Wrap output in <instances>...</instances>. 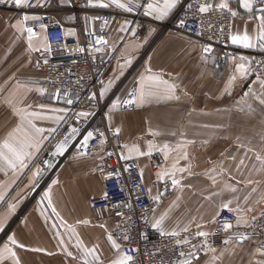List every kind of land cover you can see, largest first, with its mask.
<instances>
[{"label": "crops", "instance_id": "obj_1", "mask_svg": "<svg viewBox=\"0 0 264 264\" xmlns=\"http://www.w3.org/2000/svg\"><path fill=\"white\" fill-rule=\"evenodd\" d=\"M45 1L38 0L37 7L44 5ZM179 1L163 20L157 18L158 12L149 10L147 6L152 3L163 9L165 0H149L143 9L146 19L142 26H133L132 16L110 26L109 43L100 55V62L107 67L101 93L104 99L114 94L106 113L107 123L110 128L119 130L117 132L125 141L126 156L138 160L150 194L161 200L151 215V224L163 217L160 229L164 232L209 233L224 204L241 210L234 212L242 223L249 222L264 209V159H257L258 155L264 158V148H253V114L261 113L264 122V104L261 103L264 84L253 71L246 77L240 76L239 64L251 61L249 66L253 69L251 55L240 54L222 63L218 52L206 53L199 40L172 28L165 29L163 22L174 16ZM108 2L103 0V3ZM122 2L134 5L133 11L114 5L100 7L98 0H80L82 6L93 11L118 9L136 14L140 10V0ZM216 2L218 6L227 2L229 8L237 13L232 21L231 36L243 35L247 31L256 44L260 42L257 36L261 31L259 16L262 13L256 1L253 14H249L240 0ZM60 4L66 5V1L61 0ZM149 11L153 14L148 15ZM30 16L40 17L37 14ZM98 17L97 12H81L84 31H94ZM65 19L76 22L73 14H67ZM25 29L26 25L18 14L0 10V144L21 125L17 109L41 112L46 117L62 115L64 119L29 117L37 127L55 128L56 131L43 134L38 152L29 149L33 155L27 168L12 170L0 163V192L5 193L4 200L0 201V220L7 218L4 230L0 231V248L8 244L16 252L19 264L101 261L113 264L124 252L113 235L110 210L94 209L90 205L93 198L104 194L103 176L96 169L102 159L100 150L83 156L70 149L58 159L49 176L42 178L39 192L33 194L45 166L38 160L73 108L43 97L45 92L37 91L44 88L40 84L22 82V79L37 80L44 76L37 62L48 45L42 32L32 39L30 49ZM80 34V28L67 29L70 39L80 38ZM241 57L247 59L242 60ZM128 60L130 64L126 63ZM149 76L159 77V80H149ZM232 76H236V80L229 85ZM141 77H144L143 81ZM162 81H167V84ZM17 82L27 85L30 90L18 88ZM134 84L137 86L138 107L132 111H120L118 105L113 107ZM170 85H175L174 91ZM141 90L145 94L143 101L138 98ZM40 105L44 107L40 108ZM52 109L66 111L52 112ZM81 112L88 113L86 110ZM241 121L245 124L244 134L239 132V126L243 127ZM23 127L35 135L27 121ZM17 136L23 138L24 133L19 132ZM239 136L245 137V148H238ZM189 141L191 143H187ZM141 152L150 154L140 155ZM185 152L187 159L183 158ZM154 155L160 157L157 168L152 166ZM174 166L186 171L175 172L180 184L163 190L162 183L169 181L172 184L170 174L175 170ZM37 168L41 170L40 176L34 178ZM165 172L169 175H161ZM53 180H58V183L53 185ZM49 186L52 203L49 204L46 198L41 203ZM12 204L16 205L14 212L10 209ZM109 234L119 248L108 239ZM12 235L17 241L15 245L8 240ZM78 241L82 242V247H78ZM20 244L25 247L20 248ZM93 247L96 256L86 255L84 248ZM68 252L72 256H68ZM226 254L229 259L223 257ZM187 261L190 264H264V252L259 251L253 242L239 241L223 250ZM0 264H15V259L9 256Z\"/></svg>", "mask_w": 264, "mask_h": 264}, {"label": "built area", "instance_id": "obj_2", "mask_svg": "<svg viewBox=\"0 0 264 264\" xmlns=\"http://www.w3.org/2000/svg\"><path fill=\"white\" fill-rule=\"evenodd\" d=\"M60 1L46 0L44 5L37 7L38 0H30L29 4L18 7L14 0H4L0 3V10L12 11L20 16L26 25L27 38L29 27L36 33L33 38L39 37L42 32L45 33L51 51L41 54L37 62L44 76L37 80L22 79V82L40 84L46 89L43 97L73 108L45 150V156L49 158L56 144L64 141L65 137H71L73 128L78 129L77 140L69 144L62 155H66L70 149L83 156L101 151L102 159L96 169L103 176L104 194L93 198L90 205L94 209L110 210L114 223L113 235L120 243L124 254L133 257L129 264H182L187 259L203 256L210 250L225 248L239 241L253 242L259 251L264 252V209L255 219L247 223L240 221L238 225V215L223 208L218 212L212 231L207 237L198 236L193 232H182L178 236H173L170 234L172 232H164L153 227L150 218L161 200L150 194L138 160L126 156L123 137L107 123L106 113L114 94L107 99L101 95L107 67L100 62V55L109 43L110 26L120 24L127 16L134 17L133 26L138 24L142 26L146 19L143 9L149 0H140V10L136 14L118 9L93 11L82 6L80 0H65L66 5H61ZM255 1L260 7H264L259 0ZM205 5L211 7L208 11L201 12L200 8ZM83 11L99 13L94 31H84L80 18ZM232 13V10L230 12L228 9H221L216 0H180L174 16L168 22H163V25L165 29L172 28L199 40L204 49H210L206 53L218 52L219 61L222 63L240 54L251 55L253 74L264 81V48L259 46L260 42L252 49L241 48L231 43V26L235 17ZM31 14L40 17L34 22L23 20L25 15ZM67 14L76 16V22L67 21L65 19ZM181 20L184 22L183 26L180 24ZM42 24L47 27L42 28ZM69 27L80 28V38H68ZM81 48L84 51H79ZM134 94L137 97L136 84L132 85L120 100L118 104L120 111H132L138 107L137 99L131 104L123 103L132 99ZM68 100L72 103L69 104ZM82 110L88 111L91 115L78 119V114ZM89 131L93 132V136L85 144L84 137ZM51 147L54 149L49 153L48 149ZM159 163V155H154L152 166L157 168ZM161 188L168 190L172 188V184L169 181L164 182ZM225 222L231 223L233 227L225 230ZM240 236L246 238L240 240ZM177 240L188 242L178 244ZM85 264L106 263L101 261Z\"/></svg>", "mask_w": 264, "mask_h": 264}, {"label": "snow or ice", "instance_id": "obj_3", "mask_svg": "<svg viewBox=\"0 0 264 264\" xmlns=\"http://www.w3.org/2000/svg\"><path fill=\"white\" fill-rule=\"evenodd\" d=\"M4 0H0V3H3ZM91 2V0H90ZM14 3L16 6H22V5H26L29 4V0H14ZM99 6L100 7H109L111 5L116 6L117 8H122L128 12L133 11V7L134 5L130 4V3H126V2H122V0H109L108 3H103V0H98ZM240 3L242 4V6L248 10L249 14H253L254 13V3L255 0H240ZM259 3L261 5H264V0H259ZM177 4V0H165V6L163 9L158 8L155 4L149 3L148 4V9L149 10H154L156 12H158V16L157 18L160 20H163L170 12V10L172 8H174ZM211 6L210 5H205L203 7L200 8L201 12H206L209 10ZM219 7L221 9H228L231 12V9L229 8V4L227 2H223L221 4H219ZM259 11L262 13V15L259 16V21H260V29L261 31L259 32L257 39L260 41V47L264 48V7H260ZM148 15H152V11H149L147 13ZM232 15H237V13L233 12ZM252 18H255L254 16H252ZM39 19V17H35V16H28L25 15L23 17L24 21H28V20H36ZM181 26H183L184 22L181 20L180 21ZM19 27V25H18ZM42 28H46V25H41ZM27 33H28V46L31 49L32 48V39L33 37L36 35L35 31L33 28L29 27L27 28ZM101 40H103V38L101 37ZM104 43H107V41H104ZM231 43L232 44H236V45H242L245 48H255L257 47V44L253 41V38L247 33V31L244 32L243 35L240 34H233L231 36ZM37 51H39V49H36ZM46 51H51V47L50 45H46L45 47ZM99 51V49H97ZM79 51H84L83 48L79 49ZM113 51H116L115 48H113ZM205 52L210 51V49L205 48L204 49ZM242 60H246L247 58L241 57ZM47 62V61H45ZM126 63L130 64L131 61L128 60L126 61ZM250 63H252L251 61H249L248 63H241L238 65V71L240 73V76L246 77L248 74H250L252 71H254L249 65ZM148 71H151L150 69ZM149 80H159V77L156 76H149L148 77ZM141 80H144V77H141ZM236 80V76H232L229 80V85H231V83L233 81ZM163 83L167 84V81H162ZM109 83L111 84V81H109ZM262 84H264V81L261 82ZM17 86L18 88H25L26 90H30L27 88V85H21L19 84V82H17ZM171 90L174 91L175 89V85H170L169 86ZM37 91L39 92H45L46 89L44 88H39L37 89ZM105 91H107V89H105ZM101 95H103V93H101ZM144 92L143 90H141L140 94H139V99L141 101H143L144 99ZM93 96H95V94H93ZM177 99L179 97H176ZM137 99L136 95H133L132 99L129 100H125L123 101V103L125 104H131L133 102V100ZM69 104L72 103L71 100L67 101ZM9 103H11V101H9ZM120 103L119 99H117L116 104H113V107H116L118 104ZM261 103L264 104V100H261ZM30 107V106H29ZM40 108H43L44 105H40ZM17 114L20 115L21 118V125L18 126L12 133L9 134V138L6 139L5 141H3L2 144H0V163H2L4 166H6L7 168H10L12 170H17V169H23V168H27L28 167V160L32 157L33 153L31 151H29V149H35L37 152L40 150L41 148V139H43V134L47 131V132H55L56 129L52 128V129H44L41 127H37L35 123H33L32 119H29V117L31 118H47V119H55L56 121H60L64 119V116H55V117H46L44 116V114H42L41 112H36V111H27L26 109H17ZM52 112H64L66 110L64 109H52ZM89 115H91V113H87V112H80L78 114V117H88ZM27 121V124L30 126V128L33 130V132L35 133V135L29 133L27 131V129H25L23 127L24 122ZM78 131V129L73 128L72 132L73 134H75ZM119 131V130H117ZM19 132H23L24 133V137L20 138L19 136H17V133ZM93 136V132L89 131L87 133V135L84 137V143L87 144L88 140H90ZM67 140L68 137H65L64 142H61L57 145L56 147V153L55 154H60L62 155L67 149H66V144H67ZM187 143H191V141L187 142ZM151 147V145H150ZM167 147V146H165ZM181 147H186V145H181ZM145 154H150L149 153H143L141 152L140 155H145ZM127 158V157H125ZM183 158L187 159V152H185L183 154ZM257 159H264L261 158L259 155L257 156ZM242 163V162H241ZM52 165L49 164V167H51ZM174 171L170 174L172 176V185L176 186L178 184H180V180L175 178V172H184L186 171V169L184 168H175L174 166ZM40 172L41 170L39 168H37V170L33 173L34 178L39 177L40 176ZM161 175H169V173L165 172ZM34 183H36L35 179H34ZM58 183V180H53L52 184H56ZM249 183H251V181H249ZM4 196L5 193L0 192V201L4 200ZM48 200V203L51 204V186H49L48 190L44 192L43 197L41 198V203L44 202V199ZM158 199V197H157ZM230 203V202H229ZM223 208L228 209L229 211H241L240 209H231L229 208V204H224L222 206ZM10 209L11 211H15L16 209V205L12 204L10 205ZM52 210L55 212L56 209L55 207L52 208ZM57 215H59L57 213ZM6 219H2L0 220V231H3L5 228V224H6ZM253 219H255L253 217ZM163 220V217L161 218V220L156 221L155 224H153V227L155 228H161V222ZM237 224H240V218L237 219ZM71 227V226H69ZM199 227V226H198ZM233 227V225L231 223L225 222L224 224V228L225 230L231 229ZM74 231V229H73ZM184 231H187V229H184ZM173 236H178L179 233L177 232H172L170 233ZM196 235L198 236H203V237H207L209 235V233L207 232H197ZM246 237L244 236H240V240H244ZM109 240H112V236L111 234H109L108 236ZM8 240L11 242V244L15 245L17 243L15 236H9ZM188 241H180L177 240L176 243H187ZM61 243L63 244V241H61ZM113 245L116 248H119V245L116 244V242L114 240H112ZM20 248H24L25 245L20 244L19 245ZM78 247H82V242L78 241ZM66 248V246H65ZM34 251H43V249H33ZM84 252L86 255H92V256H96V249L95 247L88 249V248H84ZM68 256H72L71 252L67 253ZM181 255H183V253H181ZM12 257L15 259V264H19V259L17 257V254L15 251H13L12 248H10L8 246V244H5L3 246V248H0V262L4 261L6 259V257ZM133 260V257L124 254L120 259L113 261V264H129L130 261ZM182 264H190L189 261L185 260L182 262Z\"/></svg>", "mask_w": 264, "mask_h": 264}, {"label": "rangeland", "instance_id": "obj_4", "mask_svg": "<svg viewBox=\"0 0 264 264\" xmlns=\"http://www.w3.org/2000/svg\"><path fill=\"white\" fill-rule=\"evenodd\" d=\"M144 15V14H143ZM144 16H146V15H144ZM148 17V16H147ZM261 80V79H260ZM254 116V118H253V131H254V142H253V148H264V132L262 131V128H264V122H263V120H262V114L261 113H254L253 114ZM244 121H241V123H242V125H243V127L242 126H239V132H243V134H244V132H245V124L243 123ZM241 127V128H240ZM240 129H242V130H240ZM249 129V125H248V128H247V130ZM248 132H249V130H248ZM241 143V144H240ZM53 147V146H52ZM49 148L48 149V152L49 153H51L52 151H53V149L54 148ZM238 148H245V137H243V138H241L240 136H239V138H238ZM49 158H47V155L45 156V151L43 152V154L40 156V158H39V160L38 161H40V163H43L45 166L42 168V174H41V178H40V180H39V182H38V184H37V186H36V189H35V191H34V193L33 194H37V192H39V190H40V188L42 187H38V185L40 184V182L42 181V178L44 177V173L48 170V166H47V164L49 165V160H48ZM214 222H215V220H214ZM193 233H196V231L195 232H193ZM233 243H235V242H233ZM232 243V244H233ZM231 245V244H230ZM229 245V246H230ZM229 246H227V247H229ZM227 247H225V248H227ZM219 249H222L223 250V248H218V249H215V250H219ZM215 250H210V251H208L205 255H208V254H210V253H212L213 251H215ZM223 257H227L228 259H229V256H228V254H226V255H223Z\"/></svg>", "mask_w": 264, "mask_h": 264}, {"label": "bare ground", "instance_id": "obj_5", "mask_svg": "<svg viewBox=\"0 0 264 264\" xmlns=\"http://www.w3.org/2000/svg\"><path fill=\"white\" fill-rule=\"evenodd\" d=\"M77 136H78V134L76 133V134H73L71 137L68 138L67 144H66V149L68 148L69 144H72L77 140ZM62 142H64V141H62ZM59 143H61V142H59ZM58 144H56V147ZM55 153H56V148L54 149V152H52V155L48 159L49 164H51L52 166L49 167V165L47 164L48 170L44 173L43 179H46L49 176V174L56 168L58 159L62 156L60 154H55Z\"/></svg>", "mask_w": 264, "mask_h": 264}, {"label": "water", "instance_id": "obj_6", "mask_svg": "<svg viewBox=\"0 0 264 264\" xmlns=\"http://www.w3.org/2000/svg\"><path fill=\"white\" fill-rule=\"evenodd\" d=\"M41 183V182H40ZM40 185V184H39ZM39 185H38V187H39ZM195 258H197V257H195Z\"/></svg>", "mask_w": 264, "mask_h": 264}]
</instances>
